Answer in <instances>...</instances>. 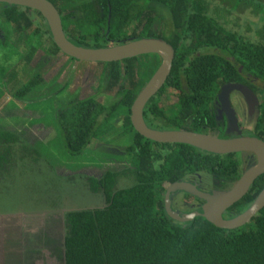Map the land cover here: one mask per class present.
I'll use <instances>...</instances> for the list:
<instances>
[{"label":"trees","instance_id":"16d2710c","mask_svg":"<svg viewBox=\"0 0 264 264\" xmlns=\"http://www.w3.org/2000/svg\"><path fill=\"white\" fill-rule=\"evenodd\" d=\"M47 1L59 13L64 36L75 45L101 48L138 38H159L171 46L173 59L169 74L142 108L143 121L150 129L203 134L218 130L221 134L224 126H214L213 104L220 86L239 82L242 77L262 81L264 85V47L257 41H264V33L259 31L261 27L264 31V0H232L236 5L230 9L235 12L243 8L256 17L253 24L258 39L255 42L209 16L207 0H103V10L99 0L89 3L72 0L78 5H74L73 11L63 13L60 2L68 0ZM159 13H166L171 28L166 33L163 29L156 34L150 30V25ZM27 14L39 17L40 21L34 24ZM132 25V31L126 35L124 30ZM19 34L25 37L18 59L23 58L26 64L45 39L49 42V55L65 56L53 44L48 27L37 11L0 3V49L6 45L17 51L11 40ZM24 50L29 53H23ZM6 52L7 56L3 54L0 60L3 64L11 59V51ZM13 54L16 56L17 52ZM159 62L155 54L116 62H95L104 65L101 71L95 72V91L82 98L72 97L61 103L55 112L54 126L70 156L80 154L93 139L104 141L130 132L132 141L126 148L130 157L126 168L86 179L88 189L101 196L102 205L62 214V264H264V206L248 222L234 229L214 227L200 216L177 222L165 214L163 195L171 183L194 178L196 174L211 181L217 190H225L236 182L245 165L242 153L217 155L186 144L158 143L132 129L129 123L131 102ZM42 65L38 59L34 65L38 71L17 86V92L11 90L12 98L23 99L39 84ZM4 69L1 67L0 75L6 71ZM253 84L249 86L262 97L264 87L257 86V82ZM167 90L171 94L166 93ZM161 94L174 96L177 107L165 110L158 107ZM102 98L104 104L95 101ZM258 112L254 135L264 141L263 100ZM221 123L224 125L225 121ZM116 130L119 133L116 134ZM24 145L15 133L0 126L1 182L9 176L12 163L18 162L13 159L15 154L33 153ZM253 162L252 158L250 164ZM131 177L130 186H117L120 178ZM263 186L264 172L251 183L242 198L227 208L232 212L230 218L243 212ZM169 199L173 200L171 194Z\"/></svg>","mask_w":264,"mask_h":264},{"label":"rangeland","instance_id":"374dc122","mask_svg":"<svg viewBox=\"0 0 264 264\" xmlns=\"http://www.w3.org/2000/svg\"><path fill=\"white\" fill-rule=\"evenodd\" d=\"M85 1L89 3L95 0ZM99 1V7L103 10L101 6L104 1ZM207 1L206 13L225 28L237 31L252 42L258 39L253 24L256 17H252L250 11L243 8L235 12L230 11L236 5L232 0ZM248 2L252 4V1ZM74 5L78 3L68 0L60 2L59 8L63 13L73 11ZM73 15L76 16L75 11ZM27 18L34 24L40 21L39 17L32 14H27ZM132 28L133 25L125 29L124 33L129 35ZM170 28L166 13L155 15L150 25V30L156 34L163 29H166V33ZM259 31L264 33L262 27ZM24 37L19 34L11 40L17 51L6 45L0 49V60H3V54L7 56L6 50L11 51L10 60L5 64L0 61V69H6L0 75V126L9 127L5 121H14L18 126L15 132L27 142L25 148L33 151L31 154L24 151L22 155L15 154L13 159L18 162L12 163L9 176L0 181V264H62V214L102 205L101 196L88 189L86 179L100 178L106 171H121L127 167L130 157L126 148L132 145L129 139L131 133L123 132L104 141L93 139L80 154L68 155L59 138L58 129L54 126L55 112L59 110L61 103L72 97L77 95L82 98L93 93L97 86L95 72L101 71L104 65L71 61L62 55H49L47 39L42 40L37 52L26 64L23 58L18 59L21 54L19 50H23L21 41ZM257 41L264 47L263 40ZM13 52H17L16 56ZM23 53L29 52L24 50ZM38 59L43 62L39 69V84L23 99L12 98L11 90L17 92L21 84L38 71L34 68ZM76 70L80 71L77 73ZM246 75L253 76L249 73ZM255 82L257 86L264 87L262 81ZM166 93L171 94V91L167 90ZM168 94H161L158 99V107L164 110L177 107L174 96ZM261 94L263 96L257 99L259 103L264 101V90ZM238 95L234 92L230 100L234 103L235 99L232 98ZM109 96H112L111 92ZM95 101L104 104L105 99ZM4 107H8L9 111ZM238 108L240 112L241 108ZM115 132L119 133L118 130ZM218 132L213 130L210 135L217 137ZM13 166L15 170H11ZM127 179L120 178L117 186H130L133 178ZM211 183L203 179L201 184L208 188ZM184 196L181 193L173 195V204L177 210L185 213L188 211L187 204L182 203V200L185 199L189 203L192 201Z\"/></svg>","mask_w":264,"mask_h":264},{"label":"water","instance_id":"95a60500","mask_svg":"<svg viewBox=\"0 0 264 264\" xmlns=\"http://www.w3.org/2000/svg\"><path fill=\"white\" fill-rule=\"evenodd\" d=\"M0 3L16 5L37 11L44 19L53 44L65 56L84 62H116L123 59L155 54L160 59L156 70L135 96L129 107V123L132 129L140 136L158 143H181L192 146L212 154L224 155L233 153H252L254 162L247 167L226 191H211L205 193L195 188L193 184L174 182L168 185L163 195V208L165 214L177 222L189 221L199 215L214 227L221 229H234L248 222L249 219L264 206V186L261 188L252 203L240 214L222 219L221 214L227 208L244 196L251 183L264 172V142L261 140L240 136L230 139H221L210 134L196 133L184 130H154L148 128L142 120V108L146 101L152 97L164 84L169 74L173 59V50L169 44L159 38H138L122 44L101 48H87L75 45L63 35L59 14L56 8L47 0H0ZM230 90L238 91L245 101L253 100L254 96L242 85L226 84L222 86L218 96L221 111L224 114L227 128L236 131V119L228 103L227 94ZM256 102V101H255ZM182 191L200 199L203 203L200 214L189 213L179 215L170 208V194Z\"/></svg>","mask_w":264,"mask_h":264},{"label":"flooded vegetation","instance_id":"af4514ba","mask_svg":"<svg viewBox=\"0 0 264 264\" xmlns=\"http://www.w3.org/2000/svg\"><path fill=\"white\" fill-rule=\"evenodd\" d=\"M67 40L70 41V42H74V41L69 40V39H67ZM104 45H107V43L104 44ZM109 46H112V45H109ZM69 59L73 60L71 58H69ZM249 82L251 84L252 83H254V84L256 83L253 78L242 77L239 80V82L236 80V82L224 83L223 85L220 86L218 92L215 95V99L216 100L213 101V104H214V107H215V109H214V111H215L214 126L215 127L216 126H219V127L224 126V130L222 131L221 134L218 133L217 137H219L221 139H230V138H236V137H240V136H248V137H254V138L258 139V137H255L254 131H255V128H256L255 118H256L257 114L259 113L258 112L259 102H257V99H259V96L254 92V90L251 88V86H249L250 85ZM226 84L242 85V86L246 87L251 92V94L254 96V101L253 100L245 101L244 97H242V95L238 91L230 90L228 92V94H227L228 103H229V105H230V107H231V109L233 111L234 118L236 119V126H237V130L239 131L238 133H236V131L228 130V128H227L228 125L226 123L224 114H223V112L220 109L219 102L217 103L218 96L220 94V90H221L222 86H224ZM234 92H236V93H238L240 95V96L238 95V96H235V97L232 98V99H235L234 103L237 104V105H235L232 102V100H230V98L233 96ZM238 107L241 108L240 112H239V108ZM223 120L225 121L224 125H223V123H221ZM249 133H251V134H249ZM259 140H260V138H259ZM262 142H264V141H262ZM247 153H249V152H243L242 153L241 160H242V162H244V165H245L244 169L242 170V172L247 167H249L251 165L250 164L251 160H252V158H254L252 153L246 155ZM201 179L203 180L205 178H202L199 175H196L194 178L188 177L185 180H183L182 182L193 184L196 189H198L199 191L205 192V193H209L211 191H226V190H228V189H225V190L219 189V190H217L215 187H213L212 183L210 184V186L208 188L205 187V186H202V184H201L202 180ZM179 193L182 194L183 192H180V191L173 192L171 194V197L173 198V195L179 194ZM184 197H186L188 200L190 199V201H192L191 203H189V202L185 201V199L182 200V203H186L187 204L186 207H187L188 211H185V213H184L183 211L177 210V208H175V206L173 204V200L172 201L170 200V202H171L170 203L171 210L178 212V214L180 216L181 215H185V214H189V213H198V214H200V211H201L200 208H201V205H202L203 202L200 199L196 200L197 198H195L194 196H191V195H188V196L185 195ZM188 197H190V198H188ZM230 215H232V212L227 211V209H226L225 211L222 212L221 218L222 219H227V218H230ZM198 216L199 215H197L196 217H198Z\"/></svg>","mask_w":264,"mask_h":264},{"label":"crops","instance_id":"0c3cea01","mask_svg":"<svg viewBox=\"0 0 264 264\" xmlns=\"http://www.w3.org/2000/svg\"><path fill=\"white\" fill-rule=\"evenodd\" d=\"M9 107V106H8ZM8 107H4V109L5 110H7V111H9V108ZM11 119H13V118H11ZM6 123H8L9 125V127H7L6 125H3L2 127H1V129H5V130H7V131H9V132H13V133H15L16 134V136L18 137V139L19 140H21L22 142H24V143H27L25 140H24V138L23 137H20L15 131H17V125H15V123H14V121H11V122H8V121H5ZM6 126V127H5ZM20 155H22V154H20Z\"/></svg>","mask_w":264,"mask_h":264},{"label":"bare ground","instance_id":"6f19581e","mask_svg":"<svg viewBox=\"0 0 264 264\" xmlns=\"http://www.w3.org/2000/svg\"><path fill=\"white\" fill-rule=\"evenodd\" d=\"M58 12V11H57ZM59 14V13H58ZM60 18V17H59ZM60 24H61V22H60ZM61 28H62V26H61ZM63 32V31H62ZM63 35H64V33H63ZM66 38V37H65ZM162 87V86H161ZM160 87V88H161ZM154 96V95H153ZM142 116V115H141ZM143 120V119H142ZM144 122V121H143ZM155 130V129H154ZM159 131H161V130H159Z\"/></svg>","mask_w":264,"mask_h":264}]
</instances>
